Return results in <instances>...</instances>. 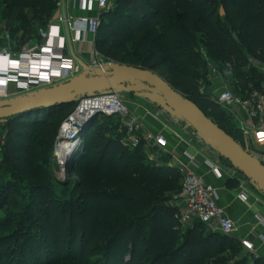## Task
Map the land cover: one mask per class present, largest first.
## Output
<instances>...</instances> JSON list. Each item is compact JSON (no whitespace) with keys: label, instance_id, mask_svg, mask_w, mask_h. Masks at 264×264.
<instances>
[{"label":"trees","instance_id":"1","mask_svg":"<svg viewBox=\"0 0 264 264\" xmlns=\"http://www.w3.org/2000/svg\"><path fill=\"white\" fill-rule=\"evenodd\" d=\"M0 7L21 47L39 37L58 0H0ZM100 20V53L169 76L167 81L252 153L244 132L224 124L230 117L213 98L211 84L200 90L193 69L207 77L210 59L222 65L235 94L264 93V73L251 65L264 64V0H113ZM78 102L0 120V137L6 134L0 173L9 177L0 175V264H246L247 259L233 261L243 251L238 239L200 221L180 228L171 203L182 188L181 173L165 162H150L144 139L134 148L124 145L120 118L115 124V117L101 115L105 124L100 116L87 124L69 165L77 180L59 187L47 162L62 122ZM220 163L236 172L229 185L252 182L221 154ZM252 264L264 259L254 256Z\"/></svg>","mask_w":264,"mask_h":264},{"label":"built area","instance_id":"2","mask_svg":"<svg viewBox=\"0 0 264 264\" xmlns=\"http://www.w3.org/2000/svg\"><path fill=\"white\" fill-rule=\"evenodd\" d=\"M84 1V0H82ZM98 9L99 15L93 18H80L74 28L81 34L97 33L100 25V14L112 7L113 0H91ZM73 27V24H71ZM44 37L54 38L52 32H42ZM5 38L10 39L8 31ZM118 65H123L115 60L106 59L99 50L93 52V57L86 63H80L72 57H67L63 45H35L24 47L19 53H14L9 46L0 47V99L8 95V86L14 83L20 94L27 95L29 92L43 88L59 85L71 78L83 73L86 68L93 71L107 73L114 70ZM213 98L231 112L235 107H240L249 119L255 120L264 116V93L253 90L244 97L237 95L233 90L224 88L220 93L214 94ZM88 104L87 109L83 105ZM100 115L120 118L126 129V136L122 143L130 148L137 147L141 140L146 141V146L153 144L157 147L158 155H149V161L162 163L159 157L167 151L168 138L165 134L156 135L145 132V125L123 98L122 93L117 90L109 92H98L80 97L75 110L62 122L59 137L55 145L54 154L60 163L72 159L73 155L82 145V130L93 120V117ZM92 116V117H91ZM245 133L249 131L241 128ZM174 134L181 140L187 141L192 148L195 146L174 131ZM5 133L0 137V150L5 139ZM255 138L258 142L264 141V130L256 131ZM63 142L73 143L72 148L64 156L59 155L60 146ZM152 142V143H151ZM196 155L191 153V162H194ZM213 168L220 174V165L211 162ZM176 168L182 175V188L175 194L174 201L177 208V219L180 228L186 229L195 221L203 222L211 231L235 238L238 230L236 221L229 215L228 211L219 203V196L216 187L208 183L198 174L191 164L178 162ZM245 187V181H242ZM264 222V215L261 217ZM264 243V236H260ZM242 248L250 253L257 254L255 243L248 237L238 239Z\"/></svg>","mask_w":264,"mask_h":264},{"label":"crops","instance_id":"3","mask_svg":"<svg viewBox=\"0 0 264 264\" xmlns=\"http://www.w3.org/2000/svg\"><path fill=\"white\" fill-rule=\"evenodd\" d=\"M98 15V9L95 4L91 3V0H58V8L55 10L51 19L45 26L39 28V37L32 39L21 47L19 46L20 48L18 50L16 49L17 42L11 36L10 39L5 38V32L8 30L5 27L6 21H3L1 26L4 31L0 35V47L10 46L13 51L16 49V52L19 53L24 47L42 46L45 44L63 45L67 57H72L80 63H86L92 59L93 52L98 50L96 42L97 33L80 34L74 28V24L80 18H93ZM71 24H73V27ZM49 31H52L56 36L54 38L44 37L42 32ZM251 65H256L264 73V64H258L252 61ZM207 77L212 78V80L211 78L209 79L212 81L211 88L213 95L220 93L224 88L232 85L228 79L220 76H212V70L208 73ZM261 85L264 88V80L261 82ZM12 97L25 99L26 95L20 94L15 84L11 83L8 86V95L4 98ZM127 104L131 110L142 118L145 125L144 133L146 135L163 133L168 138L167 151L163 154L165 160L161 162H165L171 167H176L178 162L189 163L205 181L212 183L217 189L219 203L225 207L229 215L237 223L238 230L236 231L235 238H250L256 245L257 254H250L243 248L242 250L252 261L254 256L264 259V243L260 237L261 235L264 236V222L260 218L264 215V193L253 182H249L248 187L246 185L242 187V182L239 186L229 185V179H232L236 174L233 169L218 163L221 172L220 174L217 173L211 163L216 161L206 152L198 149L196 146L194 149L187 141L178 138L171 127L163 123L156 115L152 114L140 103L134 101V99L127 102ZM227 112L232 124L240 129L244 127L249 131L248 133L244 132L248 146L252 150L258 151L264 159V141L258 142L255 138L256 131L264 130V116L251 120L240 107H235L233 112L229 110ZM191 153L196 155L194 162H191ZM229 169H231L230 172L227 171Z\"/></svg>","mask_w":264,"mask_h":264},{"label":"water","instance_id":"4","mask_svg":"<svg viewBox=\"0 0 264 264\" xmlns=\"http://www.w3.org/2000/svg\"><path fill=\"white\" fill-rule=\"evenodd\" d=\"M221 15H225L224 7L221 8ZM113 90L121 93H159L170 113H177L185 119L208 140L212 148L240 168L264 192V164L163 76L140 67L118 65L106 74L86 68L83 73L59 85L29 92L25 99H0V120L26 111L74 102L87 94Z\"/></svg>","mask_w":264,"mask_h":264},{"label":"rangeland","instance_id":"5","mask_svg":"<svg viewBox=\"0 0 264 264\" xmlns=\"http://www.w3.org/2000/svg\"><path fill=\"white\" fill-rule=\"evenodd\" d=\"M5 14L0 7V35L4 31L1 26L2 22H5ZM7 28V25L5 26ZM18 39H15L17 42ZM19 41V40H18ZM20 47L17 44L16 49L18 50ZM16 49L14 50V53L16 54ZM103 56L106 59H112L106 55L103 54ZM113 60V59H112ZM209 63V72L212 70V76H220L225 78L224 72L222 70V65L217 64L216 62H211L210 59H207ZM180 67L186 68V69H192V67L188 66L187 64H178ZM195 70L198 75H199V84H200V90H205L209 84H212V78L211 77H206L201 73V71ZM160 74L166 79L170 80V77L163 74L160 72ZM211 78V80L209 79ZM231 90L236 89V85L232 83L231 86L228 87ZM2 96V95H0ZM123 98L127 101L130 102L131 100L134 99V101L140 103L142 106H144L148 111H150L152 114L156 115L163 123H165L167 126L171 127L175 132L180 134L183 138L191 142L194 146H196L198 149L206 152L214 161L217 163H220V153L212 148L209 145L208 140L201 135L196 129H194L185 119H183L179 114L177 113H170L169 110L166 107L165 101L160 97L159 93L154 94L148 91H138V92H132V93H122ZM101 117V115H100ZM118 118H114L115 124L118 122ZM100 123L106 122V118L101 117L99 120ZM231 122L224 121L225 125H230ZM122 127V126H121ZM103 129V128H102ZM72 145V143H71ZM146 150L148 154H153V155H158V150L157 147H155L153 144H149L146 146ZM254 155L257 157L262 158V155L256 151V150H251ZM73 159V157H72ZM72 159H67L65 163H60V161L55 157V154L51 156V158L47 162V166L52 174L53 180L59 187H71L73 184L76 182L77 178L73 174L69 173V165L72 161ZM3 156L0 150V165H3ZM159 160L164 161L165 157H159ZM264 160V159H263ZM231 169L227 170L230 172ZM1 178L3 179H9L7 175H2L0 173ZM245 185L248 187V183L246 180ZM13 197L16 195L13 194ZM14 202V201H13ZM171 204H175L174 201H172ZM4 210H0V217L3 216ZM209 229V228H207ZM247 259L246 264H250L252 260L246 255L244 251H241L238 256L233 260L234 262H238L240 260Z\"/></svg>","mask_w":264,"mask_h":264},{"label":"bare ground","instance_id":"6","mask_svg":"<svg viewBox=\"0 0 264 264\" xmlns=\"http://www.w3.org/2000/svg\"><path fill=\"white\" fill-rule=\"evenodd\" d=\"M88 107H89L88 104L83 105V109H87ZM72 146H73V143L71 145V142H63V144L60 146V152L58 154L65 157V155L67 154V152H69Z\"/></svg>","mask_w":264,"mask_h":264}]
</instances>
